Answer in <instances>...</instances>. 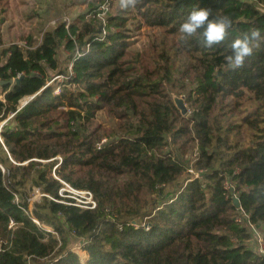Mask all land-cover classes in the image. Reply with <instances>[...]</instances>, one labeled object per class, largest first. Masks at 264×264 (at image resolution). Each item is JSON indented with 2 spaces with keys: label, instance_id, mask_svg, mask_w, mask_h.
Wrapping results in <instances>:
<instances>
[{
  "label": "trees",
  "instance_id": "trees-1",
  "mask_svg": "<svg viewBox=\"0 0 264 264\" xmlns=\"http://www.w3.org/2000/svg\"><path fill=\"white\" fill-rule=\"evenodd\" d=\"M98 1L119 0H93L35 46L0 39V82L14 81L0 85V264H264L246 243L249 225L264 226V42L243 67L225 59L243 34L264 36V13L238 0H139L106 13L103 24ZM199 8L211 9L210 19L231 17L222 42L206 47L203 29L181 39L180 26ZM133 11L136 29L156 27L161 37L131 60ZM136 61L145 62L141 72ZM166 86L185 96L188 118ZM245 101L256 107L237 123L225 116ZM100 112L114 128L97 122ZM241 127L250 134L245 145L233 140ZM191 144L202 173L189 180L183 156ZM170 145L174 153L165 152ZM62 183L89 190L95 209L58 202H72L58 195ZM32 188L42 196L29 212ZM241 212L248 221L239 225ZM78 240L84 261L68 249Z\"/></svg>",
  "mask_w": 264,
  "mask_h": 264
},
{
  "label": "rangeland",
  "instance_id": "rangeland-1",
  "mask_svg": "<svg viewBox=\"0 0 264 264\" xmlns=\"http://www.w3.org/2000/svg\"><path fill=\"white\" fill-rule=\"evenodd\" d=\"M93 0H8L6 7L5 5L1 8L0 7V39L1 42L4 45L8 44H23V43H30L32 46H35L37 42L40 40L43 32L45 29H48L53 26V24L56 21H64L66 25H68L73 19H75L79 14L84 12L88 5ZM99 2V1H98ZM103 1L99 2L102 3ZM108 3V2H107ZM98 4V3H97ZM117 9H121L119 7V1H116L114 3H108V11L106 13L114 12ZM5 11V12H3ZM133 16H135L137 19L135 21H129L128 27L131 30L132 38L130 39V46L129 51L131 52L130 59L133 60V57L137 58L136 54H142L144 55L150 48L151 42L154 40H158L161 35V30L156 27H146L144 25H140L138 29L136 23L139 20V17L135 15L133 11ZM133 23V24H132ZM145 58V56H142ZM156 58V57H155ZM157 59V58H156ZM188 59L186 57H180V63L176 62V66L182 63H186ZM133 63V62H132ZM145 62L143 61V67L145 66ZM135 66L139 67V71L141 72L142 66L137 64V61L135 62ZM177 78H179L181 75L180 73L175 74ZM56 76L52 77L50 80L47 81V83H51L52 80H54ZM60 79H57L59 81ZM168 97L172 99L173 96L182 98L184 101V104L187 108V114L184 116L185 118H188L190 114L192 113V110L188 106L187 103H185V96L180 95L179 93H176L175 91H172L170 89V86H166ZM0 99H2V96H0ZM28 98H24L20 101V106H23L26 104ZM254 103V102H253ZM250 101H245L243 104L237 108L231 107L229 111L227 109L224 110L226 113L225 116H229L231 121L234 123H237L238 118L244 113H247L251 110H253L256 105H254ZM23 104V105H22ZM180 112V111H179ZM226 118V117H225ZM97 122L103 126L104 128H114L115 126V120L108 117L106 114L100 112L96 115ZM4 122L0 123V126L3 125ZM238 132L233 136L234 141H238L241 144H247L249 140V130L245 127H241ZM106 139V138H103ZM167 142H170V139H167ZM109 140L106 139L104 143H108ZM170 144V143H169ZM176 147L170 145L165 152L171 151L174 153V150ZM198 155V149L195 146V144H191V148L188 151L187 154L183 156V160L185 162H189L188 169L192 170L193 172H196L193 169V163L197 159ZM55 160L59 162L61 159L57 158L55 156ZM190 174V173H189ZM195 176L193 174H190V179H194ZM36 188H32L30 195H33V197L30 200L34 199ZM79 190V189H77ZM69 196H72L68 193ZM164 199H167L171 196V190L170 187L164 188L163 191ZM163 199V200H164ZM161 200V199H160ZM257 233L261 236L262 232H264V226L260 228V230H256ZM256 233L251 232V240L247 241L246 243L249 245V247L257 252V235ZM83 245V241L80 242L74 241L71 242L69 245L70 251L76 253L79 258L84 261L87 257L86 252L81 250V247Z\"/></svg>",
  "mask_w": 264,
  "mask_h": 264
},
{
  "label": "clouds",
  "instance_id": "clouds-1",
  "mask_svg": "<svg viewBox=\"0 0 264 264\" xmlns=\"http://www.w3.org/2000/svg\"><path fill=\"white\" fill-rule=\"evenodd\" d=\"M139 0H119L121 9L135 8ZM212 10L208 8L194 9L188 15L187 20L180 26L181 39L187 41L188 38L197 34L203 29L204 43L206 47L222 42L228 35V30L232 27L233 21L227 15H220L210 19ZM264 42L259 29H252L250 33L243 34L242 38L235 39L231 44L232 54L225 57L227 64L232 68L243 67L244 61L251 56L254 49H258Z\"/></svg>",
  "mask_w": 264,
  "mask_h": 264
},
{
  "label": "built area",
  "instance_id": "built-area-1",
  "mask_svg": "<svg viewBox=\"0 0 264 264\" xmlns=\"http://www.w3.org/2000/svg\"><path fill=\"white\" fill-rule=\"evenodd\" d=\"M238 1L254 4L255 8L260 13H264V2H263V0H261V1L260 0H238ZM107 11H108V3L106 1H104L102 4H100V6L98 8V13H97V18L100 19L103 24H105V14ZM18 45L25 47L27 44L23 43V44H18ZM56 78H58V77H56ZM29 99H31V97L28 98L27 101ZM104 141H106V139H103L101 141V144L98 145V148L103 145L102 143H104ZM187 172L190 174H193L195 176V179L199 178L201 173H202V171L193 172L190 169H188ZM62 185H63V188H61L58 191V195L60 197H68L72 200V202H63V201H58V202L63 203L65 205H69V206H75L81 210H93V209H95L96 203L93 199L92 193L89 190L73 189L72 187H70L68 184H65V183H62ZM224 188L226 190L232 191V186H231V183L228 179L225 180V182H224ZM68 193L72 196H69ZM41 196L42 195L39 193V191L35 190L34 199L29 200V208H28L29 212L31 211L32 203L34 201H39ZM232 197H233V199H235V198L237 199L235 194H233ZM49 199H51V198H49ZM32 220L35 223H38L35 219H32ZM235 221L237 224L242 225V224H244L245 221H248V216L241 212L239 215L236 216ZM13 225H14L13 221L10 220L8 228L11 229L13 227ZM132 225H135V224L133 223ZM141 227H143L145 230H148V228H149L148 224H146V223H143ZM249 228H250V231L253 233V235H254V233L258 234L256 231L258 229L254 228L252 225H249ZM6 244H7L6 240L0 239V252L3 250V246H5ZM257 253L264 258L263 235L260 236L259 234L257 235Z\"/></svg>",
  "mask_w": 264,
  "mask_h": 264
},
{
  "label": "water",
  "instance_id": "water-1",
  "mask_svg": "<svg viewBox=\"0 0 264 264\" xmlns=\"http://www.w3.org/2000/svg\"><path fill=\"white\" fill-rule=\"evenodd\" d=\"M13 82H14L13 80H10L8 82H0V85H4V84L12 85ZM173 102H174L175 107L180 111V114L183 117L186 116L187 108H186V105L184 104L183 99L179 98V97H176V96H173ZM0 143L2 144L1 139H0ZM54 169H55V167H54ZM233 203H234L236 208H238L240 206L239 205V201L236 198L233 199Z\"/></svg>",
  "mask_w": 264,
  "mask_h": 264
}]
</instances>
